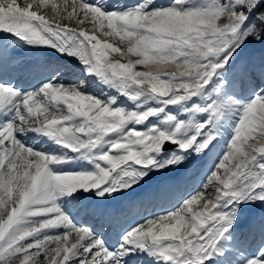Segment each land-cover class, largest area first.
I'll return each instance as SVG.
<instances>
[{"label": "snow or ice", "instance_id": "6c2138e0", "mask_svg": "<svg viewBox=\"0 0 264 264\" xmlns=\"http://www.w3.org/2000/svg\"><path fill=\"white\" fill-rule=\"evenodd\" d=\"M0 39L51 48L80 73L51 68L31 90L0 73V264H264V222L251 256L235 234L241 208L264 204V63H233L264 41V0H0ZM225 125L201 190L121 227L114 246L67 210L106 215L90 197L133 193L209 151Z\"/></svg>", "mask_w": 264, "mask_h": 264}, {"label": "rangeland", "instance_id": "374dc122", "mask_svg": "<svg viewBox=\"0 0 264 264\" xmlns=\"http://www.w3.org/2000/svg\"><path fill=\"white\" fill-rule=\"evenodd\" d=\"M55 2L56 3H62L63 1H59V0H55ZM167 2V0H156V3L157 4H160V3H166ZM69 10H71V9H69ZM45 11H47L48 13H49V15L51 16V12H50V10L49 9H46ZM74 24V23H73ZM88 27L89 28H91V25L89 24L88 25ZM99 35V34H98ZM260 43H264V41H260V42H250L247 46V50H245V48H244V50H245V52H241V54L238 56V59H241V58H244V57H246L247 58V60H248V62L250 63L254 58L257 60L256 62H258V61H260V58H262L261 59V61H264V55H262V56H260V57H258L257 55L258 54H255L256 53V50L260 47ZM257 44H259V45H257ZM255 45H257V46H255ZM254 46V47H253ZM262 48H260L261 50L264 48V46H261ZM243 54V56H241ZM241 56V57H240ZM240 57V58H239ZM113 58H119L118 57V55L117 54H115V53H110V55H109V59H113ZM259 58V59H258ZM121 62H126V60H121ZM142 68H143V66L142 65H137L136 66V70L137 71H144V70H142ZM249 76H250V78H251V80H253V81H255L256 83H257V86H260V76H259V72H256V71H250L249 72ZM75 82H80V79H78V78H76L75 79ZM87 83V82H86ZM87 86V85H86ZM88 87V86H87ZM109 90V89H108ZM90 92H92L93 94H97V95H99L101 92H102V90L101 89H99V88H94L93 90H91ZM104 92V91H103ZM106 94H108V95H113V94H115L113 91H111V90H109V92H105ZM235 94L237 95V96H241L243 99H248L249 98V96H250V90H249V88H248V81L247 80H244V81H240L239 79H237V84H236V88H235ZM230 131H231V129L229 128L228 129V131H227V133H226V135H225V138L223 139V140H221L219 143H216V144H214L213 146H212V149H213V154H212V158H211V161H210V163H209V165H208V171H207V173L206 174H210V170H211V168H212V165H213V163L214 162H216L217 160H218V157H220V156H222V154H223V151H224V149H225V145H226V141L230 138V136H229V133H230ZM30 142H31V140H30ZM171 150V149H170ZM195 158V156L193 155V156H191V157H189L188 159H191V158ZM187 159V160H188ZM205 180H206V178H205ZM197 191H198V189H197ZM185 198H188V196H185ZM246 210V207L244 208V207H242L241 208V210ZM171 210V209H170ZM239 216H241V214L239 213ZM239 219V218H238ZM237 219V220H238Z\"/></svg>", "mask_w": 264, "mask_h": 264}, {"label": "bare ground", "instance_id": "6f19581e", "mask_svg": "<svg viewBox=\"0 0 264 264\" xmlns=\"http://www.w3.org/2000/svg\"><path fill=\"white\" fill-rule=\"evenodd\" d=\"M91 2H93V3H95L96 1L95 0H90ZM126 1V0H125ZM135 2V0H127V2L125 3L124 2V0L122 1V3L123 4H125V5H131L132 3H134ZM105 3H108V4H112V3H120V0H111L110 2H105ZM20 47H23L24 46V44L23 43H17ZM43 47V46H42ZM45 48H47V49H50V50H53V49H51V48H48V47H45ZM53 51H55V50H53ZM66 70V69H65ZM70 70H66V72L65 73H61V75H62V77L63 76H66L67 74H68V72H69ZM65 74V75H64ZM67 77V76H66ZM40 82H36V83H34V85H33V88L34 87H37L38 86V84H39ZM100 89V88H99ZM25 90H27V89H25ZM30 142V141H29ZM191 165H192V162H191V160H187L186 162H184L180 167H177V168H175V169H172L171 170V172H164V173H162V175H159V176H164V175H172V174H174V172L177 170V169H179L180 170V172H182V173H184L186 170H188L190 167H191ZM208 170V169H207ZM205 173H206V171L204 172V174H203V176L200 178V179H203V177H204V175H205ZM159 176H157V177H159ZM152 177V176H151ZM151 177H149L148 178V180L147 181H145V183H147L148 181H149V179L151 178ZM143 185V184H142ZM201 185L199 184V186L197 187H195V189L196 188H201L200 187ZM139 188H142L141 186L139 187ZM139 188H137V189H135V191L136 190H138ZM134 191V192H135ZM133 192V193H134ZM193 193V191H191V192H189V194H192ZM130 194H132V193H130ZM179 199H181V198H178V200ZM254 206V205H253ZM245 208V207H244ZM252 217V212H247V214H246V216L245 217ZM152 217V216H151ZM144 218H146V217H144ZM239 221H236V223H235V233L236 232H239V225L240 224H242L243 223V221L242 220H240V219H238ZM140 222H142V220L139 218V219H137L136 221H135V223H140ZM117 241H118V238H116V240H114V244H116L117 243ZM146 264V263H145Z\"/></svg>", "mask_w": 264, "mask_h": 264}]
</instances>
